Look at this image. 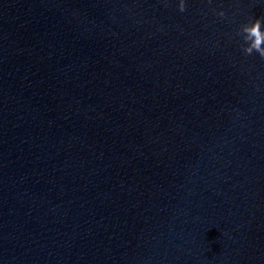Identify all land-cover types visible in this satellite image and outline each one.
Wrapping results in <instances>:
<instances>
[{
    "label": "water",
    "instance_id": "95a60500",
    "mask_svg": "<svg viewBox=\"0 0 264 264\" xmlns=\"http://www.w3.org/2000/svg\"><path fill=\"white\" fill-rule=\"evenodd\" d=\"M258 20L264 0H0V264H264Z\"/></svg>",
    "mask_w": 264,
    "mask_h": 264
},
{
    "label": "clouds",
    "instance_id": "9594fccd",
    "mask_svg": "<svg viewBox=\"0 0 264 264\" xmlns=\"http://www.w3.org/2000/svg\"><path fill=\"white\" fill-rule=\"evenodd\" d=\"M221 15H223V13H221ZM257 25H259L261 35L264 36V20H258V21L252 22V23L244 24L242 26L241 31L245 34V36H250L251 33L248 32L247 30H249L253 27H256ZM252 39H255V37L253 36ZM254 50L256 52H258V54L264 55V44H261L259 46H255V45H251V42L249 41L247 46L244 48V51L248 54H251Z\"/></svg>",
    "mask_w": 264,
    "mask_h": 264
}]
</instances>
